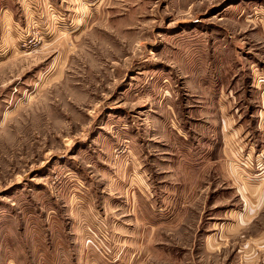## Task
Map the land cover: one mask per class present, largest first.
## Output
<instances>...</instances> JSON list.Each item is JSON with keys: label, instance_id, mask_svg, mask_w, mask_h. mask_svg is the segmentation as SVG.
<instances>
[{"label": "rangeland", "instance_id": "obj_1", "mask_svg": "<svg viewBox=\"0 0 264 264\" xmlns=\"http://www.w3.org/2000/svg\"><path fill=\"white\" fill-rule=\"evenodd\" d=\"M0 264H264V0H0Z\"/></svg>", "mask_w": 264, "mask_h": 264}]
</instances>
